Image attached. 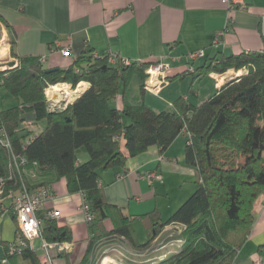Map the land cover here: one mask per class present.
<instances>
[{"label":"trees","instance_id":"16d2710c","mask_svg":"<svg viewBox=\"0 0 264 264\" xmlns=\"http://www.w3.org/2000/svg\"><path fill=\"white\" fill-rule=\"evenodd\" d=\"M13 45L11 54L17 57ZM91 53L85 51L67 69L49 71L40 58L31 56L19 57L18 64L0 69V93L6 90L18 101L0 109V126L11 144V150L0 144V178L8 179L7 190L17 192L22 180L31 185L26 172L53 180L64 178L69 192L81 193L90 205L91 232L97 233L112 219L114 228L91 239L81 264H94L91 256L98 241L113 234L132 247L125 261L140 263L155 248L153 240L170 224L183 227L178 235L180 250L156 258L155 264H233L255 222V202L264 196V52L224 55L199 67L205 75L230 69L246 68L247 72L233 76L198 105L179 98L173 108L162 111L144 102L146 71L155 59L127 65L119 59L111 64L106 55ZM195 61L188 57L187 67L194 70L186 72H196ZM82 81L90 87L78 99L51 109L46 95L49 86L69 83L77 88ZM29 112L36 121L28 119ZM40 121L46 122L42 130ZM183 133L188 137L185 158L195 170L196 189L168 220L158 210L146 214L143 221L152 238L138 244L128 218L107 201L100 170L124 167L128 155L137 156L153 147L164 155ZM81 148L88 153L84 162H79ZM11 153L27 160L22 175L15 171ZM55 221L46 220L44 238L71 240L69 231ZM260 251L264 252V245ZM5 253L8 261L23 257L29 264H40L30 247L11 255L6 244Z\"/></svg>","mask_w":264,"mask_h":264},{"label":"crops","instance_id":"0c3cea01","mask_svg":"<svg viewBox=\"0 0 264 264\" xmlns=\"http://www.w3.org/2000/svg\"><path fill=\"white\" fill-rule=\"evenodd\" d=\"M244 2L245 8L230 12L233 25L217 44L215 41L225 28L229 14L225 0H0V43L4 44L0 60L7 65L18 64L19 57H38L44 59L43 67L49 70L69 68L87 50L97 56L115 52L138 62L165 58L173 67L171 77L159 91L144 93L145 104L156 111L173 108L179 98L198 105L216 94L236 73L235 69H230L205 75L197 70L199 67L224 55L264 52V0ZM12 42L17 57L11 54ZM64 46H70L71 55L60 52ZM201 50L204 56L195 61L196 72H186L188 55ZM57 85L62 89L51 94V88L48 94L53 97L59 93V100L64 98L61 90L75 99L90 87L86 81L80 82L76 91L69 89L72 86L69 83ZM27 116L36 121L33 112ZM45 125L46 122L40 129ZM187 139L186 134L179 135L163 152L164 161L159 159L162 151L153 147L137 156L128 155L124 167L100 170L107 201L128 218L138 244L152 238L143 221L146 214L158 210L166 221L196 189L195 170L185 158ZM81 150H78L79 162H84L88 155ZM149 171L162 176L152 180L139 178L138 173ZM26 173L32 186L46 184L55 194L39 215L54 208L59 210L61 217L55 222L71 235V240L63 241V247L53 249L55 264H81L91 239L103 230H112L113 220H107L97 233L91 232V223L80 210L82 194L69 192L66 179L53 180ZM4 205L7 211L0 214V264H29L23 257L6 263L1 260L6 254V244L16 239L19 228L9 197L5 198ZM254 211L251 233L233 264H255L259 257L264 260V252L260 251L264 245V196L258 197ZM182 229L181 224L166 226L153 240L155 248L145 254L147 259L134 264H155L156 258L178 252L182 243L178 235ZM40 244L41 239L33 241L41 264ZM130 248L129 241L113 234L98 241L91 259L105 257L103 264L117 261L131 264L125 261Z\"/></svg>","mask_w":264,"mask_h":264},{"label":"built area","instance_id":"2783aa9c","mask_svg":"<svg viewBox=\"0 0 264 264\" xmlns=\"http://www.w3.org/2000/svg\"><path fill=\"white\" fill-rule=\"evenodd\" d=\"M227 8H228V19L225 28L219 33L216 43L220 44L222 42V38L226 35V33L230 30L231 26L233 25L234 18L230 14L231 11L237 8H245L246 4L244 0H225ZM60 52L64 55H71V48L70 46H64L61 48ZM97 56V55H94ZM108 61L111 64L117 63L120 59L124 64H130L131 61L125 57L119 56L118 53L110 52L107 55ZM204 56V51H197L190 53L188 55L190 60H197L198 58ZM41 62H44V59H41ZM7 65L0 60V68L5 69ZM172 65L169 61L165 58L156 59L154 63H152L149 68L147 69L146 73L148 74L147 79L145 81V88L151 91H159L168 81L169 77L171 76ZM188 71H193V66L187 67ZM246 68L238 71L232 76H238L242 73H246ZM54 85L49 86L48 88L53 87ZM47 88V89H48ZM60 94L64 97L63 100L57 99L59 93L55 96L50 97L48 96V100L50 101L51 109H55V107H61V105L66 107L69 103V100L66 96V91L61 90L59 91ZM47 94V92H46ZM48 95V94H47ZM29 127H34L32 122L28 123ZM189 134V133H188ZM190 136V134H189ZM6 129L3 126H0V144L6 146L11 150V144L7 138ZM12 164L15 167V171L18 174L22 175L23 169L22 167L27 163V160L24 157H17L13 153H11ZM161 161H164V155L159 157ZM139 178L145 179H160L161 175L156 171H149L145 173H138ZM12 178V175L11 177ZM8 179L1 177L0 178V214L7 211V208L4 205V200L6 197H9L12 201V208L15 212L17 221H18V231L17 237L15 240L10 241L7 243V251L9 254H22L27 248L35 249L33 245V241L35 239H41L40 249L43 251L42 256L40 257L41 264H55L54 262V254L53 249H60L63 247V242H49L43 236V227L46 223L47 219L50 220H58L61 217V213L59 210L51 209L44 213V215L40 216L39 211L45 205V203L55 197L54 192L52 189L44 184H37L34 186L29 185L25 180H22V185L17 192L8 191L6 187V181ZM80 210L84 213L86 221L91 222L93 220V215L91 213L90 205L87 204L85 200H83ZM160 258H164L163 256ZM104 258L99 261L97 264H103ZM8 260L4 257L2 258V262L6 263ZM110 264V263H109ZM114 264V263H113ZM115 264H124L121 261L115 262ZM255 264H264V260L259 257Z\"/></svg>","mask_w":264,"mask_h":264},{"label":"rangeland","instance_id":"374dc122","mask_svg":"<svg viewBox=\"0 0 264 264\" xmlns=\"http://www.w3.org/2000/svg\"><path fill=\"white\" fill-rule=\"evenodd\" d=\"M0 56H2V55H0ZM6 65V64H5ZM9 67V64H7V67H5L6 69ZM233 73V72H232ZM236 73H238L237 71H236ZM135 81H137V84H140V80L139 79H137V80H135ZM78 86V85H77ZM136 86H138V85H136ZM69 89L71 90V91H76L77 89L76 88H72V86L71 87H69ZM66 91V90H65ZM68 99V98H67ZM69 100V99H68ZM62 101H64V100H62ZM71 101H74V100H69V103L71 102ZM18 103V101H17V99L11 94V93H9L8 91H6V90H4L3 91V94H2V97H0V109H3V108H9V107H11V106H14V105H16ZM45 124V122L43 121H41L40 122V127L42 126V125H44ZM36 128H39V126H37ZM82 150L81 151H83V153H87V151H86V149L85 148H81ZM87 155H88V153H87ZM102 258V257H101ZM101 258H97V259H95V264H97L98 262H99V260L101 259Z\"/></svg>","mask_w":264,"mask_h":264},{"label":"bare ground","instance_id":"6f19581e","mask_svg":"<svg viewBox=\"0 0 264 264\" xmlns=\"http://www.w3.org/2000/svg\"><path fill=\"white\" fill-rule=\"evenodd\" d=\"M1 46H4V44H3V43H0V49H2ZM1 52H3V51L0 50V53H1ZM58 84H59V83H58ZM56 85H57V84H56ZM54 86H55V85H54ZM54 86H53V87H54ZM53 87H51L52 89H51V88H48V89H47V94H48L49 89H51V90L49 91V93H51V94H53L55 90L62 89L61 86H59V85H57L55 88H53ZM48 95H49V94H48ZM68 95H69V94L66 92V96H67V98H68L69 100H74V98H73L72 96L69 95V97H68ZM49 96H50V95H49ZM54 96H55V95H54ZM50 97H52V96H50Z\"/></svg>","mask_w":264,"mask_h":264},{"label":"water","instance_id":"95a60500","mask_svg":"<svg viewBox=\"0 0 264 264\" xmlns=\"http://www.w3.org/2000/svg\"><path fill=\"white\" fill-rule=\"evenodd\" d=\"M13 65V62H10L9 63V66H12ZM52 70H57V68L56 69H49V71H52ZM79 94L76 96V98L74 99V101L76 100V99H78L79 98ZM74 101H72L71 103H73ZM58 248V247H57Z\"/></svg>","mask_w":264,"mask_h":264}]
</instances>
